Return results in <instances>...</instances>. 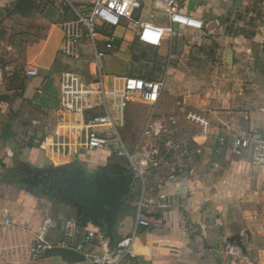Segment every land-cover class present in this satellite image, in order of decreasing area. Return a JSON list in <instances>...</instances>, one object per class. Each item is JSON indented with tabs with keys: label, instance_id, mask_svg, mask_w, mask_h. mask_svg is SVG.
I'll list each match as a JSON object with an SVG mask.
<instances>
[{
	"label": "crops",
	"instance_id": "crops-1",
	"mask_svg": "<svg viewBox=\"0 0 264 264\" xmlns=\"http://www.w3.org/2000/svg\"><path fill=\"white\" fill-rule=\"evenodd\" d=\"M13 1L0 0V8ZM94 1L42 0L32 14L40 20L39 35L27 28L11 36L0 28V264H70L59 257L28 259L48 216L58 224L74 219L81 234L101 232L108 239L98 225H79L78 207L61 202L50 184L64 169L132 171L126 158L121 165L107 151L86 147L84 120L104 111L130 154L150 150L156 140L143 132L154 122L172 131L176 145L162 166L145 169L143 184L134 181L123 200L110 246L133 238L136 257L121 264H264V173L250 155H232L218 144L219 137L227 145L264 137V0H174L180 12L203 22L201 30L170 24L163 6L169 0H142L134 18L160 30L158 45L139 41V27L129 20L97 26L104 98L90 43L84 40L74 56L59 53L62 25L87 15ZM109 40L112 50L105 49ZM147 51L154 54L147 59L155 61L151 71L124 70ZM114 59L120 69L108 72ZM67 64L79 67L70 74ZM30 69L36 77L25 75ZM127 77L161 81L158 102L121 95ZM67 144V151L59 147ZM141 198L151 222L146 228L136 224ZM230 246L241 254H231ZM85 248L90 256L78 264H91L106 247L97 240Z\"/></svg>",
	"mask_w": 264,
	"mask_h": 264
},
{
	"label": "built area",
	"instance_id": "built-area-1",
	"mask_svg": "<svg viewBox=\"0 0 264 264\" xmlns=\"http://www.w3.org/2000/svg\"><path fill=\"white\" fill-rule=\"evenodd\" d=\"M142 0H95L89 8L87 15L78 14L75 20L66 22L62 25L64 39L59 47V53L65 56H74L79 50L81 43L87 40L92 48V59L95 67L96 81L100 85L102 96L105 97L104 91V56L98 51L95 45V36L98 34L99 27H116L123 19L131 21L139 27V41L151 45H158L161 41V32L150 24H141L134 18V14L141 7ZM165 14L170 24H178L193 29L201 30L203 22L187 14L180 12L174 0L163 3ZM172 34V32H171ZM115 46L112 40L105 43L106 50H112ZM25 75L28 78L37 76L34 69L27 70ZM162 82L150 79H140L127 77L123 79L121 95H134L142 102L155 104L159 100L162 89ZM113 95V94H112ZM112 95L110 97H112ZM67 113L68 111L65 110ZM174 123L173 119H169ZM86 129V147L88 150H104L109 155L124 156L130 163L134 173V183L143 184L145 169L153 166H162L166 160L172 157L175 144L170 139L172 133L166 126L159 122L147 125L143 134L154 138L156 141L148 152L130 154L117 132L113 119L108 111L102 114L94 115L83 122ZM161 142V144L159 143ZM218 144L226 147L228 151L235 156L250 155L252 164L264 173V137L248 135L233 139L228 145L223 137L218 138ZM160 146L162 150H160ZM185 156L187 150L182 149ZM172 180L176 176L170 175ZM163 199V195L159 199ZM166 207L165 204H160ZM146 207L143 199L138 203L135 211L136 224L138 227L146 228L151 225L150 220L143 214V208ZM58 237H61L58 238ZM133 238H126L118 242L115 246H110L109 240L101 232L86 231L80 232V227L74 219H65L57 223L50 216L45 218L37 227L35 240L30 248L28 256L29 261H37L44 256L47 249L56 247L69 249L84 255L87 259L90 255L86 253V246L94 241L99 242L106 248L102 252L91 256V264H121L127 258L136 257V252L131 248ZM228 251L234 255H240L241 250L238 246L228 247Z\"/></svg>",
	"mask_w": 264,
	"mask_h": 264
},
{
	"label": "water",
	"instance_id": "water-1",
	"mask_svg": "<svg viewBox=\"0 0 264 264\" xmlns=\"http://www.w3.org/2000/svg\"><path fill=\"white\" fill-rule=\"evenodd\" d=\"M59 200L75 204L81 214L79 225L93 223L103 229L113 243V228L121 212L124 198L130 193L134 182L133 171L124 172L120 167L101 168L92 174L80 170H61ZM45 257H59L70 264L86 261L84 255L64 248H50Z\"/></svg>",
	"mask_w": 264,
	"mask_h": 264
},
{
	"label": "rangeland",
	"instance_id": "rangeland-1",
	"mask_svg": "<svg viewBox=\"0 0 264 264\" xmlns=\"http://www.w3.org/2000/svg\"><path fill=\"white\" fill-rule=\"evenodd\" d=\"M41 1L39 0H15L12 3H9L1 7L0 8V28L7 29V31H9V34H11V36L14 35V32H18L20 30H26L27 28L34 30V33L39 35L41 31V24L39 22L40 20L38 17H34V15L32 14L38 13V8L42 4ZM137 49L142 52V48H137ZM144 54L145 55L142 56V59L132 58L131 67L125 66L124 70H126V72L128 73L130 70H132L130 71V73H134L135 75H137L138 73L144 75L146 72L151 71V69L155 67V61L150 62V61H147V59L148 60L153 59L154 54L148 51ZM125 55H126L125 53H121V56H120L123 62L125 61L124 59H122V56H125ZM143 59H145V61H143ZM109 64L111 65L109 66ZM109 64L106 65V70L108 72L113 71L115 68H117V70L119 71L120 65H118V61L114 59V61H112V63H109ZM73 66L79 67V65H76V64L75 65L67 64V70L70 72V74L73 73L72 70L70 71V69L73 68ZM80 72L82 73L81 79L83 77H86L87 68L83 67L80 70ZM71 79L72 77L69 79V81ZM112 157H113L112 159H114L116 162H118L121 165H124L127 162L124 156L113 155ZM56 195L59 196L58 193Z\"/></svg>",
	"mask_w": 264,
	"mask_h": 264
},
{
	"label": "flooded vegetation",
	"instance_id": "flooded-vegetation-1",
	"mask_svg": "<svg viewBox=\"0 0 264 264\" xmlns=\"http://www.w3.org/2000/svg\"><path fill=\"white\" fill-rule=\"evenodd\" d=\"M51 180H52V182L50 181V184H52V187H53L54 191H55V188H56V192H57V188L60 187L58 183L61 180V178L57 175V177H55V178L53 177V178H51Z\"/></svg>",
	"mask_w": 264,
	"mask_h": 264
},
{
	"label": "trees",
	"instance_id": "trees-1",
	"mask_svg": "<svg viewBox=\"0 0 264 264\" xmlns=\"http://www.w3.org/2000/svg\"><path fill=\"white\" fill-rule=\"evenodd\" d=\"M59 147H61L63 151H67L69 148L68 144L63 146L59 145Z\"/></svg>",
	"mask_w": 264,
	"mask_h": 264
}]
</instances>
